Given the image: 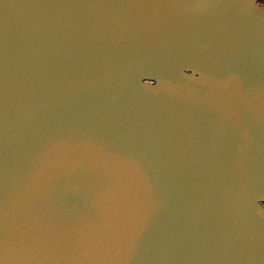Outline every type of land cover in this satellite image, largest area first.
<instances>
[{
	"label": "water",
	"instance_id": "1",
	"mask_svg": "<svg viewBox=\"0 0 264 264\" xmlns=\"http://www.w3.org/2000/svg\"><path fill=\"white\" fill-rule=\"evenodd\" d=\"M0 264H264V4L0 0Z\"/></svg>",
	"mask_w": 264,
	"mask_h": 264
},
{
	"label": "rangeland",
	"instance_id": "2",
	"mask_svg": "<svg viewBox=\"0 0 264 264\" xmlns=\"http://www.w3.org/2000/svg\"><path fill=\"white\" fill-rule=\"evenodd\" d=\"M260 3L264 4V0H259Z\"/></svg>",
	"mask_w": 264,
	"mask_h": 264
}]
</instances>
